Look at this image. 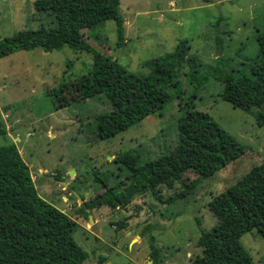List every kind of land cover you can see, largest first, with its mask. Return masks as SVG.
<instances>
[{
	"label": "rangeland",
	"instance_id": "374dc122",
	"mask_svg": "<svg viewBox=\"0 0 264 264\" xmlns=\"http://www.w3.org/2000/svg\"><path fill=\"white\" fill-rule=\"evenodd\" d=\"M120 2L125 27L121 46L112 19L83 33L134 77L117 88L60 106L75 94L72 85L61 89L62 80L72 83L89 73L91 51L36 47L0 57V113L7 128L6 135L0 134V144L15 142L38 193L78 222L74 235L88 252L84 264H152V236L167 264H190L201 253L197 243L201 229L218 222L210 201L264 161V125L258 122V109H242L223 99L224 83L214 76L217 68L249 74L259 51L257 34L264 31V0ZM53 24L49 13L37 11L34 0H0V39ZM183 39L190 61L175 68L173 80L165 85L170 94L166 105L127 130L100 138L98 114L147 93L151 85L145 77L153 73L147 62L173 52ZM192 106L209 113L245 147V153L180 197L184 188L176 182L173 187H158L163 201L146 191L117 208L84 206L104 190L102 180L109 187L121 181L115 193L130 183L129 170L114 160L118 154L131 152L142 165L169 153L180 139V120ZM196 178L193 171L184 175L187 184ZM241 243L255 264H264V239L256 228L244 233Z\"/></svg>",
	"mask_w": 264,
	"mask_h": 264
},
{
	"label": "trees",
	"instance_id": "16d2710c",
	"mask_svg": "<svg viewBox=\"0 0 264 264\" xmlns=\"http://www.w3.org/2000/svg\"><path fill=\"white\" fill-rule=\"evenodd\" d=\"M121 0H34L39 12L49 13L53 25L38 29H21L0 39V57L18 50L42 47L51 51L63 46L91 51L93 68L72 83L62 80V90L73 87L75 94L60 106L78 99L91 98L110 88H117L134 77L117 59L105 55L84 37L83 30L102 21L116 23L117 45L125 40ZM259 51L253 58L250 72L217 68L214 76L224 83L222 97L234 106L257 108V119L264 125V31L257 34ZM186 39L173 52L149 60L151 76L145 77L151 89L131 96L97 116L98 135L108 138L127 130L148 115L160 111L170 99L165 85L171 82L175 68L190 61ZM197 80L196 77H193ZM204 79H208L205 76ZM180 139L169 153L161 154L142 165L131 152H122L114 160L128 170L130 183L115 193L123 183L108 186L84 206L92 209L106 204L111 208L127 205L138 192L158 194L160 185H183L178 197L190 193L202 178L213 176L219 169L238 159L245 147L227 132L209 113L194 106L181 118ZM0 134L7 128L0 113ZM198 174L192 184L184 175ZM99 179V177H96ZM175 197L169 198V200ZM210 208L218 222L210 229H201L198 246L201 253L190 264H255L241 243L244 233L256 228L264 239V161L254 165L238 181L214 196ZM87 211V209H85ZM123 227V223L119 222ZM78 222L68 213L44 199L37 191L28 164L15 142L0 144V264H84L88 252L77 242ZM152 264H167L154 236L149 240ZM103 260V258H102Z\"/></svg>",
	"mask_w": 264,
	"mask_h": 264
},
{
	"label": "water",
	"instance_id": "95a60500",
	"mask_svg": "<svg viewBox=\"0 0 264 264\" xmlns=\"http://www.w3.org/2000/svg\"><path fill=\"white\" fill-rule=\"evenodd\" d=\"M64 182V181H63ZM80 198V200H82L83 201V198L82 197H79ZM88 212H89V214H90V218L93 220V218H92V215H91V212H90V210L88 209Z\"/></svg>",
	"mask_w": 264,
	"mask_h": 264
}]
</instances>
